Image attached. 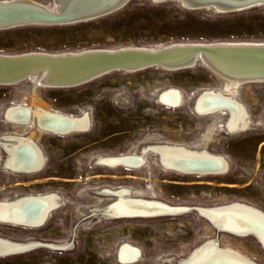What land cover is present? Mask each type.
Returning a JSON list of instances; mask_svg holds the SVG:
<instances>
[{
  "label": "rangeland",
  "instance_id": "rangeland-1",
  "mask_svg": "<svg viewBox=\"0 0 264 264\" xmlns=\"http://www.w3.org/2000/svg\"><path fill=\"white\" fill-rule=\"evenodd\" d=\"M36 1L51 7L53 0ZM182 43L264 44V5L223 14L187 9L178 1L133 0L122 10L89 22L0 30V55L13 57L129 47L157 50ZM32 81L0 85V140L6 134H24L31 129L8 123L3 114L9 105L28 104ZM221 85L222 80L198 61L184 70L161 66L112 70L77 87L39 88V101L51 111L73 116L87 113L90 128L67 136L41 132L37 140L46 164L37 174H14L0 167V200L55 192L64 201L43 228L0 223V236L50 243L72 240L74 247L34 249L0 258V264H120L117 250L124 242L141 249L142 260L135 264H166L165 258H185L210 237H216L221 247L231 246L264 264V251L256 239L218 232L195 213L99 219L87 211L101 204L96 192L105 187L131 186L148 192L151 186L158 198L170 205L215 207L241 202L264 212V83H248L238 91L255 127L230 134L223 117L213 131L207 151L226 158L230 164L227 174L167 171L155 153L141 169L98 165L101 157L136 153L144 145L200 143L216 115L199 116L194 111L195 101L204 90ZM170 88L184 93L183 106L173 108L159 102L160 94ZM5 157L0 148V161Z\"/></svg>",
  "mask_w": 264,
  "mask_h": 264
},
{
  "label": "bare ground",
  "instance_id": "bare-ground-1",
  "mask_svg": "<svg viewBox=\"0 0 264 264\" xmlns=\"http://www.w3.org/2000/svg\"><path fill=\"white\" fill-rule=\"evenodd\" d=\"M18 1L46 7L51 9V11L58 14L60 13L61 16H70L68 12L73 10L76 5L84 0H71L70 2H68V0H55V5L53 7L44 5L36 0H0V4H10ZM157 1H178L187 9L215 11L223 14L244 11L264 5V0ZM116 3L112 5L105 4L102 7L87 11L83 14L76 13L77 18L80 19L59 25L97 19L108 13L107 11L115 7ZM63 9L66 10L64 11ZM112 11L115 10H111V12ZM222 44L224 45L217 46L235 48L261 45L259 43ZM189 46H193V44L187 45V47ZM176 47L177 46L173 48ZM128 50L145 51L149 53L161 51H149L152 49H147L148 51H146L133 47H129ZM87 53L92 54L97 52L95 50ZM84 54H86V52ZM29 55L46 56L50 54L33 53ZM51 56L58 58L59 56L75 57L80 55L59 54ZM199 56L208 64L207 57L202 54H199ZM0 57L6 56L0 55ZM8 57L12 58L13 56ZM187 60H190V58ZM220 64L224 66L222 69H224L225 73L219 76L222 80V85L218 88L204 90L195 101L194 111L199 116L208 117L216 115L214 124L202 141H199L200 143L195 145L190 143H155L152 145H144L143 148L136 153L101 157L98 159V165L113 169L120 166L131 169H141L149 161V158L152 156L151 154L155 153L154 155L158 156L159 164L167 171L199 176L227 174L230 169V164L226 158L207 151L208 145L214 139L213 131L217 127V123L221 122L223 117H226L224 120L226 131L230 134H238L255 127V122L247 107L238 98V91L244 80L245 73L239 71L237 68L227 67L222 62H220ZM208 65L210 66L211 64ZM164 66L166 67L167 65ZM22 76H29L28 78L34 81V88L30 91L31 95L29 102L27 105H9L3 115L8 123L18 127H30L31 129L24 134L10 133L3 136L0 140V148L5 150L6 157L4 160L0 161V167L14 174L32 175L41 172L46 164V156L37 140L41 132L62 136L86 133L90 128L91 120L87 113L80 116H73L51 111L49 106L39 101L37 96L39 88L47 87L51 89L60 87L45 81V79H55V77L60 76L50 66L37 67L30 72H26ZM258 78L264 79V76ZM16 80L18 79L9 80V82L0 84H5L3 86H12L13 84L19 83H13ZM207 94H214L215 96L207 97ZM159 102L168 107H181L185 103V95L177 88L166 89L160 94ZM149 188L150 190L148 189V192H145L131 186H119L116 188L105 187L96 192L101 200V204L88 207L87 211L91 212L99 219H124V217L128 218L129 216H133V218H156L161 217L160 215L172 216L178 215L189 208H193L191 206L167 204L158 198V195L151 186ZM62 205H64L62 197L55 192L25 194L12 199H3L0 200V223L31 229L43 228L49 221L52 213L62 207ZM228 205H233L235 208L229 211L218 212L219 214L214 215L215 218L211 217L213 222L211 225L214 229L217 227L218 230L236 237H238L237 234H242L249 230L255 231L258 235L264 237V212L253 206L241 202H233L215 207L196 208H203L206 209L204 211H208L210 208H220ZM134 215L142 217H135ZM38 245L42 246V248L51 250H70L74 247V241L68 240L53 243L32 239L16 241L0 236V257L6 258L12 255H19L23 252L25 253L32 250L33 247ZM194 250L185 258L175 259L173 257H167L164 259V262L166 264H258L246 253L238 249L231 246L221 247L216 237H210L204 243L197 246L195 252ZM116 257L120 264H135L142 260V251L140 248L124 242L118 247Z\"/></svg>",
  "mask_w": 264,
  "mask_h": 264
},
{
  "label": "water",
  "instance_id": "water-1",
  "mask_svg": "<svg viewBox=\"0 0 264 264\" xmlns=\"http://www.w3.org/2000/svg\"><path fill=\"white\" fill-rule=\"evenodd\" d=\"M70 1L71 0H68V2ZM132 1L133 0H84L80 2V4L76 5L73 10L68 12L70 16H61L60 13L58 14L51 11V9L35 4L24 3V1L12 2L10 4H0V30L31 26L35 23L43 25L65 24L66 22L80 19L77 18L76 13L83 14L87 11H92L96 8L102 7L105 4L112 5L117 2L115 7L111 9L115 11L111 12V10H108V13L105 12L106 14L97 18L100 19L122 10ZM54 5L55 0L52 1L51 7ZM63 10L65 11L66 9ZM93 20L77 21L76 24ZM187 45L175 44L162 49H157L161 51L154 53L145 51L140 52L137 50L130 51L127 48L115 51H96L97 53L92 54L87 52L84 54V52L79 53L80 56L75 57L59 56L58 58H55L51 55L33 56L29 54L14 56L15 58L8 56L0 57V83H6L13 79H18L13 83L20 82L28 79L29 76H22L26 72H30L37 67L40 68L50 66L60 76L55 77V79H45L46 82L53 83L61 88L74 87L85 84L97 76L112 70L136 71L152 66H161L165 69L176 71L192 68L196 66L198 61H200L209 71L218 77L221 76V74H225L224 69H222L224 66H222L220 62L224 63L227 67L239 69V71L245 73L241 86L248 83H264V79L258 78L260 76H264L263 44L259 46L235 48L217 46L224 45L222 43L200 45L193 44V46L189 47H187ZM175 46L177 47L173 48ZM143 50L148 51L147 49ZM149 51H155V49ZM199 54L207 57V62L211 65L209 66L206 64ZM188 58H190V60H187ZM164 65H167L168 67H165ZM206 96L214 97L215 95L207 94ZM234 208L235 207L233 205H228L220 208H210L208 211H204L206 209L193 207L181 212L178 215L196 213L200 217L206 219L210 224H213L211 217L215 218L214 215L219 214L218 212L229 211ZM134 216L142 217L137 215ZM128 218H133V216H129ZM215 229L218 232H222L221 230H218L217 227H215ZM237 236L241 238L252 237L256 239L264 251V237L262 235H258L257 232L248 230L245 231V233L237 234ZM38 248H42V246H35L32 250ZM195 251L196 249L194 252Z\"/></svg>",
  "mask_w": 264,
  "mask_h": 264
}]
</instances>
